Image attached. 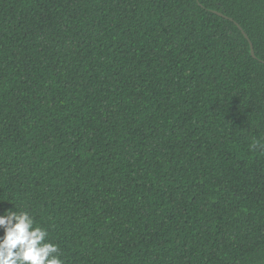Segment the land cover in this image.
<instances>
[{"label": "trees", "instance_id": "1", "mask_svg": "<svg viewBox=\"0 0 264 264\" xmlns=\"http://www.w3.org/2000/svg\"><path fill=\"white\" fill-rule=\"evenodd\" d=\"M7 209L64 264H264V0H0Z\"/></svg>", "mask_w": 264, "mask_h": 264}, {"label": "clouds", "instance_id": "2", "mask_svg": "<svg viewBox=\"0 0 264 264\" xmlns=\"http://www.w3.org/2000/svg\"><path fill=\"white\" fill-rule=\"evenodd\" d=\"M0 229V264H64L59 246L48 242V231L27 211L5 210Z\"/></svg>", "mask_w": 264, "mask_h": 264}, {"label": "water", "instance_id": "3", "mask_svg": "<svg viewBox=\"0 0 264 264\" xmlns=\"http://www.w3.org/2000/svg\"><path fill=\"white\" fill-rule=\"evenodd\" d=\"M215 14H217L218 16H222V17H225L223 16L222 14L218 13V12H214ZM226 18V17H225ZM231 20V19H230ZM236 26L239 28V30L242 32V35L245 37V39L248 41L249 43V48H250V54L252 57H254V52H253V47L251 45V42L249 41L247 35L242 31V29L240 28V26L238 24H236Z\"/></svg>", "mask_w": 264, "mask_h": 264}]
</instances>
